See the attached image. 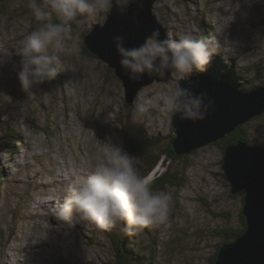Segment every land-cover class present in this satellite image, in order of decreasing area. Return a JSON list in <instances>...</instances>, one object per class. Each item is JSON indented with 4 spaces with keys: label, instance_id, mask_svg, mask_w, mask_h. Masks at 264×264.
Instances as JSON below:
<instances>
[{
    "label": "rangeland",
    "instance_id": "1",
    "mask_svg": "<svg viewBox=\"0 0 264 264\" xmlns=\"http://www.w3.org/2000/svg\"><path fill=\"white\" fill-rule=\"evenodd\" d=\"M28 3L0 4V264H116L122 236L132 258L142 251L149 259L154 251L156 264H211L224 241L220 233L243 226L244 196H233L225 151L216 142L175 158L168 155L171 114L137 122L160 139L150 150V164L140 155L131 157L137 174L150 182L168 174L163 188L154 190L171 195L164 224L133 238L119 228L98 229L75 213L70 224L53 216L74 172L88 171L114 146L126 151L121 118L132 119V106L114 68L83 50L86 33L103 24L108 13L100 23H75L79 55L65 58L55 80L34 87L32 94L24 92L16 52L37 27ZM154 12L173 38L191 31L198 39L213 28L218 42L210 61L217 55L233 58L237 69L249 72L247 86L264 84V0H156ZM181 82L155 81L138 95L163 94ZM244 126L250 137L264 141V113ZM6 127L21 137L8 136Z\"/></svg>",
    "mask_w": 264,
    "mask_h": 264
},
{
    "label": "clouds",
    "instance_id": "2",
    "mask_svg": "<svg viewBox=\"0 0 264 264\" xmlns=\"http://www.w3.org/2000/svg\"><path fill=\"white\" fill-rule=\"evenodd\" d=\"M142 0H29L37 27L27 34L16 54L21 88L32 89L55 80L64 70L65 58L79 55L80 45L72 35V25L80 20L102 22L114 7L121 15ZM54 17V20L52 19ZM195 32L161 39L154 29L139 46L126 47L123 36L113 43L124 75L138 83L151 79L190 81L195 73L207 70L217 44L210 38L197 39ZM215 101L206 93L197 95L192 85L175 87L163 94L138 95L132 104V119L142 122L152 115H179L180 120L203 121L214 111ZM64 203L53 208V216L65 223L72 214L101 230L119 231L138 237L145 229L164 224L169 217L171 195L154 191L151 182L138 175L131 157L114 146L86 172H74L63 192Z\"/></svg>",
    "mask_w": 264,
    "mask_h": 264
},
{
    "label": "water",
    "instance_id": "3",
    "mask_svg": "<svg viewBox=\"0 0 264 264\" xmlns=\"http://www.w3.org/2000/svg\"><path fill=\"white\" fill-rule=\"evenodd\" d=\"M142 2V8L133 4L125 15L114 7L103 24H96L85 35V45L89 51L114 68L122 80L126 101L131 106L145 85L171 80L169 74V80L145 76L142 81L134 83L120 68L114 36H123L126 47L139 46L157 28L161 39L167 36L165 27L154 12L156 0ZM189 84L197 95L206 93L213 99L215 109L209 112L205 120L197 122L182 121L179 115H172V146L177 156L218 142L239 125L264 113V84L245 91L228 80L206 72L195 73L190 81L182 80L180 87L187 88ZM224 170L232 193L244 192L242 212L246 229L235 240L221 245L215 264H264V145L250 144L245 140L230 144L225 150Z\"/></svg>",
    "mask_w": 264,
    "mask_h": 264
},
{
    "label": "trees",
    "instance_id": "4",
    "mask_svg": "<svg viewBox=\"0 0 264 264\" xmlns=\"http://www.w3.org/2000/svg\"><path fill=\"white\" fill-rule=\"evenodd\" d=\"M6 0H0V4H2ZM202 29L203 26H202ZM204 38H210L213 41L218 42V36L214 32L213 28L211 29H204L202 34L198 37V39H204ZM83 50L87 54H92L89 49L87 48L86 45H83ZM93 55V54H92ZM206 73H211L214 74L218 77H221L225 80L230 81L232 84L237 86L241 90H250L252 88L258 87L260 85L252 86L249 87L247 86V81L248 79H251L249 76V72L242 71L236 68L235 66V59L231 58L230 60H226L222 58L220 55H217L210 63L207 65V70L205 71ZM262 85V84H261ZM121 130L124 132L125 136V147H126V153L132 157V155H140L145 160V163L150 164L151 163V158L153 156V153H151V149L156 148V145L159 143V136H149L147 134V131L145 130L144 126L141 124H138L137 122H134L130 116L128 117H123L121 118ZM173 129V128H172ZM5 134L12 138H18L21 137V132L18 131L17 129H11L9 127H6L5 129ZM173 138L171 137V140ZM239 140H245L249 142L250 144L254 145H264V141H260L258 138H253L249 136V133L247 132V128L244 126V124L239 125L233 132L230 134L226 135L223 139H220L216 144L223 149V151L226 150V148L230 144H235ZM168 155L171 157L175 158V153L174 149L172 146V143H169V150H168ZM154 161V164L150 166V169L152 170L155 166V164L158 162L159 157ZM145 174L144 176H146ZM168 174H165L163 176H159L151 181L152 188L153 190L161 189L163 188V185L165 183L166 176ZM2 176L0 174V183H2ZM236 195H243L244 192H240L237 194H233V196ZM244 201V199H243ZM241 217H242V227L240 228H227L223 230L220 235H222L223 242H229L235 240L238 236L242 235L243 232L246 229V220L243 215V212L241 211ZM111 237L116 241V237L114 234L111 235ZM123 237V236H122ZM120 238L121 239V244H119L118 249L119 253L117 256V262L116 264H156V259H155V252L150 251V258L145 259L144 258V253L142 251H137L136 258L130 257L128 255L127 251V245H126V236L125 238ZM220 243L218 245V249L215 253V255L211 259V264H215L220 247L222 245Z\"/></svg>",
    "mask_w": 264,
    "mask_h": 264
},
{
    "label": "bare ground",
    "instance_id": "5",
    "mask_svg": "<svg viewBox=\"0 0 264 264\" xmlns=\"http://www.w3.org/2000/svg\"><path fill=\"white\" fill-rule=\"evenodd\" d=\"M22 241H23V240H22ZM42 248H43V247H42ZM31 250H32V249H31ZM35 251H36V250H35ZM39 251H40V250H39ZM31 254H34V253L31 252ZM42 255H43V254H42ZM42 255H40V256H42ZM40 260H41V259H40ZM40 260H39V261H40ZM39 263H40V262H39Z\"/></svg>",
    "mask_w": 264,
    "mask_h": 264
}]
</instances>
